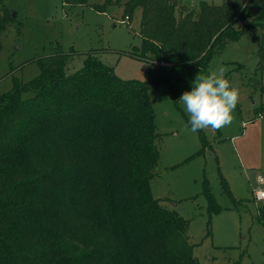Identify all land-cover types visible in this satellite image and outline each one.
Here are the masks:
<instances>
[{
  "label": "trees",
  "instance_id": "16d2710c",
  "mask_svg": "<svg viewBox=\"0 0 264 264\" xmlns=\"http://www.w3.org/2000/svg\"><path fill=\"white\" fill-rule=\"evenodd\" d=\"M123 4L125 18L140 10L146 81L118 77L94 52L68 72L71 55L56 48L35 58L37 76L0 96V264H200L189 220L151 190L160 150L149 89L191 88L226 43L264 28V1ZM203 192L218 209L206 182Z\"/></svg>",
  "mask_w": 264,
  "mask_h": 264
},
{
  "label": "rangeland",
  "instance_id": "374dc122",
  "mask_svg": "<svg viewBox=\"0 0 264 264\" xmlns=\"http://www.w3.org/2000/svg\"><path fill=\"white\" fill-rule=\"evenodd\" d=\"M103 1L0 0V96L17 81L37 76L41 69L35 58L56 48L71 55L68 72L82 68L86 53L94 52L118 77L146 81L151 62L142 55L140 10L126 20L125 0L96 9L95 3ZM201 1L243 0H179L186 8H197ZM263 1L251 4L256 9ZM218 65L228 69L226 78L240 89L235 119L219 131L192 133L190 125L185 127L188 115L179 97L191 90L186 81L149 89L160 150L151 190L189 220L187 234L200 264H264V223L258 217L264 202L255 201L252 191L257 176H264V114L257 116L256 110L264 101V28L254 26L226 43L208 70ZM205 182L218 209L209 208Z\"/></svg>",
  "mask_w": 264,
  "mask_h": 264
},
{
  "label": "clouds",
  "instance_id": "9594fccd",
  "mask_svg": "<svg viewBox=\"0 0 264 264\" xmlns=\"http://www.w3.org/2000/svg\"><path fill=\"white\" fill-rule=\"evenodd\" d=\"M227 71L223 65L210 68L206 74L199 71L191 90L183 92L179 97L188 115L185 127L190 125L192 133L204 129L219 131L233 123L240 89L226 78ZM257 182L264 183V177H257ZM257 193L264 197V190L257 189Z\"/></svg>",
  "mask_w": 264,
  "mask_h": 264
},
{
  "label": "built area",
  "instance_id": "2783aa9c",
  "mask_svg": "<svg viewBox=\"0 0 264 264\" xmlns=\"http://www.w3.org/2000/svg\"><path fill=\"white\" fill-rule=\"evenodd\" d=\"M125 19L127 20L128 17H126ZM121 21H123V20H121ZM257 177H264V176L258 175ZM256 181H257V179H256ZM257 189L264 190V183H258V185L252 186V191H253V196H254L255 201H257V202H264V197H261V196L258 195Z\"/></svg>",
  "mask_w": 264,
  "mask_h": 264
},
{
  "label": "water",
  "instance_id": "95a60500",
  "mask_svg": "<svg viewBox=\"0 0 264 264\" xmlns=\"http://www.w3.org/2000/svg\"><path fill=\"white\" fill-rule=\"evenodd\" d=\"M13 16H15V12H14ZM15 48H17V46H15Z\"/></svg>",
  "mask_w": 264,
  "mask_h": 264
}]
</instances>
